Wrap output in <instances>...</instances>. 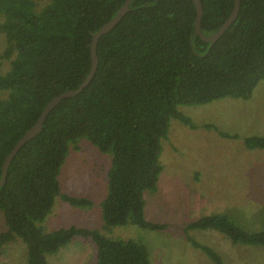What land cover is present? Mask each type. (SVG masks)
Wrapping results in <instances>:
<instances>
[{"label":"trees","instance_id":"16d2710c","mask_svg":"<svg viewBox=\"0 0 264 264\" xmlns=\"http://www.w3.org/2000/svg\"><path fill=\"white\" fill-rule=\"evenodd\" d=\"M125 1L50 0L38 11L35 0H0V30L8 41L0 60L11 62L9 72H0V177L7 155L47 103L85 80L94 34ZM201 1L202 31L210 35L228 19L235 0ZM196 14L193 0H133L130 11L99 40L92 82L65 98L42 132L18 151L0 187V210L9 233L26 243L28 264H50L48 254L80 236L95 244L96 264H151L150 251L135 240L75 226L46 232L40 224L59 195L73 205L91 204L62 193L59 179L71 143L88 138L112 153L102 202L106 225L163 228L146 220L144 191L157 190L172 120L197 127L178 107L249 99L264 79V0H241L238 18L213 45L196 34ZM244 142L249 149H264L263 136ZM188 228L215 229L234 244L264 246V230L247 231L227 214L205 215ZM191 242L214 264H226L212 247Z\"/></svg>","mask_w":264,"mask_h":264},{"label":"rangeland","instance_id":"374dc122","mask_svg":"<svg viewBox=\"0 0 264 264\" xmlns=\"http://www.w3.org/2000/svg\"><path fill=\"white\" fill-rule=\"evenodd\" d=\"M38 11L50 0H35ZM4 16H0V22ZM8 45L0 30V54ZM6 74L11 62L0 60ZM197 127L173 119L163 141L164 169L157 190L144 191L146 220L160 229L137 224L108 226L102 202L109 189L112 153L101 151L88 138L71 143L59 179L61 192L85 197L88 205H73L59 195L52 212L40 224L46 232L60 228L97 229L113 239L135 240L150 251L151 264H214L192 239L221 254L226 264H264V246L234 244L215 229L188 228L210 214H227L247 231L264 230V149H249L244 139L264 137V79L249 99L226 97L206 104L178 107ZM239 134L222 136L218 130ZM29 251L22 238L9 233L0 210V264H28ZM50 264H96L97 248L91 239L77 237L58 252L48 254Z\"/></svg>","mask_w":264,"mask_h":264},{"label":"water","instance_id":"95a60500","mask_svg":"<svg viewBox=\"0 0 264 264\" xmlns=\"http://www.w3.org/2000/svg\"><path fill=\"white\" fill-rule=\"evenodd\" d=\"M133 0H126L118 13L109 20L106 24H104L93 36L92 43H91V68L90 72L85 78V80L80 84L78 88L70 89L64 91L53 99H51L45 108L43 109L42 113L34 123V125L29 128L24 135L18 140L15 146L12 148L10 153L7 155L2 169V176L0 177V187L6 183L7 174L10 168V165L17 155L18 151L31 139L35 138L39 135L44 127V123L48 118L49 114L65 99L70 98L78 95L84 88H86L93 80L99 64V57H98V43L101 37L110 31H112L116 25L122 20V18L130 11V4ZM195 3L197 14L195 19V31L204 41L212 42V45L219 40V38L225 33V31L236 21L240 12L241 0H235L234 8L228 17V19L224 22V24L220 27V29L210 35H205L202 31V18L204 14V7L201 0H193Z\"/></svg>","mask_w":264,"mask_h":264}]
</instances>
